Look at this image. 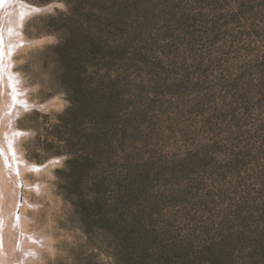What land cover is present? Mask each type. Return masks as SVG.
Masks as SVG:
<instances>
[{"label":"rangeland","instance_id":"rangeland-1","mask_svg":"<svg viewBox=\"0 0 264 264\" xmlns=\"http://www.w3.org/2000/svg\"><path fill=\"white\" fill-rule=\"evenodd\" d=\"M24 1L53 4L13 55L27 99L47 104L16 118L23 158L51 163L21 193L34 264H126L128 219L153 264H264V0Z\"/></svg>","mask_w":264,"mask_h":264},{"label":"bare ground","instance_id":"bare-ground-1","mask_svg":"<svg viewBox=\"0 0 264 264\" xmlns=\"http://www.w3.org/2000/svg\"><path fill=\"white\" fill-rule=\"evenodd\" d=\"M48 6L0 0V264H34L41 245L40 237L25 229L28 221L22 216L31 202L21 193L33 187L25 175L51 163L29 164L23 158L19 144L26 132L16 126V118L21 112L47 108V104L27 99L21 76L13 69V55L28 43L23 31L27 16L46 13L53 4Z\"/></svg>","mask_w":264,"mask_h":264},{"label":"trees","instance_id":"trees-1","mask_svg":"<svg viewBox=\"0 0 264 264\" xmlns=\"http://www.w3.org/2000/svg\"><path fill=\"white\" fill-rule=\"evenodd\" d=\"M66 59L62 60V65L68 67L67 63L65 62ZM71 63H72V60L71 61L69 60V64ZM77 104H78L77 107L81 109V104L79 103V101ZM105 142L106 140L103 141L102 149L107 148V144H105ZM111 151L112 150L108 147L107 151L102 153L100 156L99 163H102L103 168L113 161V156H112ZM90 164H91V161L88 158H84L83 156L74 154V153L69 154L67 165L71 166L72 168L78 167L79 169H81L83 166L87 168ZM111 180L115 181L113 178H111ZM90 184L94 189H98V191L99 190L102 191L105 188L108 189L109 185H113L110 180L102 176L100 177L97 176L96 178H94L93 182ZM105 192L106 191H104L103 193H94V197L91 202L93 203V206L95 207L93 206H89V207L99 209L101 207V197H103ZM109 217L110 218H108L102 213H98L97 216L95 215L91 218L94 223L99 224V225H104L103 223H106L109 228H111L112 226L119 227L118 218H116L114 215H110ZM122 224L123 225L119 227V229H122V231L119 233L121 235L118 238H115L116 242H114L115 246L117 245L116 247L114 246V250L116 251V257H118L117 259L120 258L121 254L125 253L126 264L128 260L129 261L131 260L130 255H132V258H133L130 264L132 263L134 264H153V260L150 259V257H148L149 256L148 253L149 251L152 250V248H155V247H151V244H153V241L150 239L148 234L146 232H143L141 230V227L136 226V224H134V222L129 219L127 221L122 222Z\"/></svg>","mask_w":264,"mask_h":264}]
</instances>
